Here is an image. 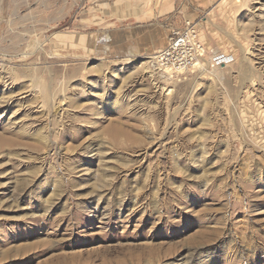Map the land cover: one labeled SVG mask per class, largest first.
I'll return each mask as SVG.
<instances>
[{
    "label": "rangeland",
    "instance_id": "obj_1",
    "mask_svg": "<svg viewBox=\"0 0 264 264\" xmlns=\"http://www.w3.org/2000/svg\"><path fill=\"white\" fill-rule=\"evenodd\" d=\"M0 264H264V0H0Z\"/></svg>",
    "mask_w": 264,
    "mask_h": 264
},
{
    "label": "built area",
    "instance_id": "obj_2",
    "mask_svg": "<svg viewBox=\"0 0 264 264\" xmlns=\"http://www.w3.org/2000/svg\"><path fill=\"white\" fill-rule=\"evenodd\" d=\"M153 57L158 72L174 79L203 66L215 69L235 62L234 54L209 49L202 43L197 25L190 20H185L181 28H173L169 33L167 46Z\"/></svg>",
    "mask_w": 264,
    "mask_h": 264
},
{
    "label": "crops",
    "instance_id": "obj_3",
    "mask_svg": "<svg viewBox=\"0 0 264 264\" xmlns=\"http://www.w3.org/2000/svg\"><path fill=\"white\" fill-rule=\"evenodd\" d=\"M212 1L213 0H192L193 3L199 4V5H204V6L209 5ZM128 7H130V5H128ZM173 8H174V2H169V3H167L165 5V7L163 8V11H164V13H168V12L172 11ZM116 34L119 35V36L115 35L116 38L114 36H113V38L118 40L119 37H121V39H126L127 42L129 40H131L133 37H135V33L134 32H121V31H118ZM200 40H201V38H200ZM142 41L144 43H146V45H150L149 48H153L152 47L153 45L154 46H163L165 44V35L163 34V32L161 30H157V31L153 32L150 35L149 39H147V40L146 39H142ZM130 47H132V45L127 44L126 50L127 51L130 50L131 49Z\"/></svg>",
    "mask_w": 264,
    "mask_h": 264
},
{
    "label": "bare ground",
    "instance_id": "obj_4",
    "mask_svg": "<svg viewBox=\"0 0 264 264\" xmlns=\"http://www.w3.org/2000/svg\"><path fill=\"white\" fill-rule=\"evenodd\" d=\"M201 42H202V40H201ZM202 43H203V42H202ZM166 46H167V45H166ZM153 58H154V57H152V59H153ZM151 63H152V65H151V66H152V69H154V70L156 71L157 68H156L155 61H151ZM203 67H206V66H203ZM201 69H203V68H201ZM201 69H200V70H201ZM160 76H161L162 78H168L169 80H170L171 77H172V76L166 75V74H164V73L161 74ZM168 79H167V80H168Z\"/></svg>",
    "mask_w": 264,
    "mask_h": 264
}]
</instances>
